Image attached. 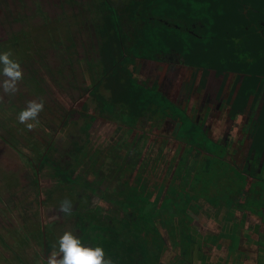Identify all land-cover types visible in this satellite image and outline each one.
I'll list each match as a JSON object with an SVG mask.
<instances>
[{
  "label": "rangeland",
  "instance_id": "374dc122",
  "mask_svg": "<svg viewBox=\"0 0 264 264\" xmlns=\"http://www.w3.org/2000/svg\"><path fill=\"white\" fill-rule=\"evenodd\" d=\"M208 1L196 0L195 12ZM155 3L0 0V53L11 50L24 72L14 95L0 88V264H45L63 233L79 237L82 226L113 264H142L149 218L131 221L132 208L121 185L113 184L114 191L103 178L114 156L121 160L142 133L150 136L151 146L142 149L131 182L138 175L147 190L155 183L164 186L157 203V191L150 202L157 209L150 220L158 241L157 264H264V78L259 92L234 116L231 108L242 83L236 73L189 63L176 53L154 54L159 48L154 44L143 47L142 56L134 34L144 26L146 14L178 15L170 17L177 24L182 21L178 18L188 17L178 0H160L157 12ZM117 9L124 13L121 21ZM208 21L209 28L214 22L215 30L221 28ZM152 27L156 29L149 36L157 44L160 29ZM120 35L123 47L116 44ZM128 77L144 84L145 96L135 98L142 92L137 86L126 90L130 83L124 86L122 80ZM40 99L45 103L40 126L30 131L17 117L28 101ZM148 104L159 112L143 109ZM163 113L178 115L174 121ZM184 117L203 129L206 137L196 143L212 150L217 164L224 161L229 176L240 178L234 167L246 175L239 185L228 180L239 189L229 193L231 206L213 204L207 194L201 195V186L199 191L191 188L193 176L204 170L210 156L177 137ZM188 173L185 192L192 199L184 225L193 245L185 259L180 217L161 215L160 206L168 185L175 182L182 188ZM207 197H215V191ZM65 200L72 205L67 214L60 208ZM151 209L149 205L145 213Z\"/></svg>",
  "mask_w": 264,
  "mask_h": 264
},
{
  "label": "trees",
  "instance_id": "16d2710c",
  "mask_svg": "<svg viewBox=\"0 0 264 264\" xmlns=\"http://www.w3.org/2000/svg\"><path fill=\"white\" fill-rule=\"evenodd\" d=\"M191 1H193L194 4H191ZM195 2L196 0H178L179 8L184 6L183 15H188L187 18H178L182 20L180 24L174 23V20L170 18L174 16L177 18L178 15L164 16L159 14L153 16L146 14L147 16L143 18L146 20L144 26L138 28V30L136 29L137 31L134 34L135 45L141 51L142 56L145 54L143 47L148 45L149 47L155 48L154 45H157L156 47L159 48H156L157 51L154 54L176 53L179 57L184 58L186 62L207 64L224 74L227 72H234L237 74L238 78L242 77V83L236 92L237 96L231 108V112H233L234 115L235 112L243 108L248 97L255 96L257 92H259L260 84L264 78V0H209L208 2L200 3V9L197 11L198 14L194 9L196 7ZM159 5L160 0H156V3L153 5L156 12L158 11ZM207 5H209V8H205ZM116 13L120 15L121 21L123 18L122 15H124L123 11L117 9ZM189 15H220L221 17H215L214 19H197L191 18ZM208 20L217 21L221 28L218 31L214 29L218 28V26H215L217 24L216 22L209 28L207 25V22H209ZM155 25L160 29L157 32L159 38L157 44L154 42L156 41L155 37L154 39L151 38L148 32L150 29H156L152 27ZM167 28L173 29L168 31ZM175 30L179 31V33L174 32ZM123 42V37L120 35L116 39V44L123 47ZM154 56L155 55H152L151 58H154ZM125 81L130 83V85L125 86ZM122 82L126 90H128L130 86H137L139 92L142 91L141 95H134L136 99H139L142 93L145 96L148 91L142 82H136L129 77L122 80ZM151 90L156 92L154 88ZM165 100L169 104H172L166 97ZM123 101L124 99H122L121 102ZM127 105L125 106L127 107ZM147 106L143 109L150 110L151 112H159V108H153L150 104ZM178 108L179 106L174 105V109L177 111L179 110L178 113H180L181 110ZM178 113L176 116L168 113H163V115L164 117L169 116L170 119L175 121ZM130 114L131 116L139 115V113ZM203 136H205V132L197 123L191 121L187 117L182 119L177 131V137L180 140L188 142V145L192 142L195 145V147L193 146L192 148L197 152L203 149L207 156H210L207 164H204L206 166L204 170L202 167V170L198 173L199 177H197L198 174L193 176V183H191L190 186L196 191L202 189V191H200L201 195H208L210 190H214L215 197L209 198L206 195L207 200L211 201L213 204L231 206L233 202L228 200L229 193L231 195L236 191L238 192L239 189L238 187L235 188V186L230 185L229 182L233 181L234 184L239 185L246 176L235 167L234 170L241 180L235 177L234 174H232V177L229 176V170L224 167L225 162L223 161L224 163L220 162L217 164L214 161L217 156H213L212 150L204 148L200 142L196 143L197 138L199 137L200 141ZM149 138L150 136L143 133L137 136L133 143L126 147L125 155L121 160H116V156H114L115 159H112L113 163L110 165L111 171H109V174L103 175V178L114 191L115 186H113V184L119 183L121 185L122 189L120 191H123L121 193L125 194L128 206L132 208L129 212L131 221H140L142 218H145V216L149 218V222L147 219L145 220L143 229L144 234L141 243L140 263L157 264V248L155 244L158 241L157 236L154 234L155 229L150 223V220L157 215V209L156 204L153 206L150 202L154 196V191H157L155 194V203H157V198L160 197L164 186L163 184L155 183L153 185V190H147L148 187L146 182L138 175L136 176V182L133 184L131 182V178L142 162V149L144 146H151V143L148 142ZM216 166L220 169L218 170ZM182 167L183 163L175 171L176 176H180ZM106 172L107 171H105V173ZM190 177L191 175L188 173L182 188L176 185L175 182L168 185V195L160 206L164 209L161 215H166L169 218L175 216L180 217V237L185 259L190 257L191 247L193 245L191 235L186 233L184 225V215L192 199V197L185 192ZM123 178H125L124 181H122ZM175 178L176 177H174L172 181H174ZM198 186L201 187L198 189ZM149 205L152 209L145 213V209ZM260 205H262L261 202ZM85 228L87 227H81L82 231L78 238H80L86 246L96 247L97 245L92 242Z\"/></svg>",
  "mask_w": 264,
  "mask_h": 264
},
{
  "label": "clouds",
  "instance_id": "9594fccd",
  "mask_svg": "<svg viewBox=\"0 0 264 264\" xmlns=\"http://www.w3.org/2000/svg\"><path fill=\"white\" fill-rule=\"evenodd\" d=\"M0 88L5 94L14 95L18 91V84L24 79L21 64L13 59L11 50L0 53ZM43 99L30 100L26 107L18 114V122L25 125L28 130L40 126L39 115L44 111ZM61 211L70 213V201H62ZM45 264H113L111 258L106 257L104 249L100 246H86L73 232L65 231L58 240V250L52 251Z\"/></svg>",
  "mask_w": 264,
  "mask_h": 264
},
{
  "label": "flooded vegetation",
  "instance_id": "af4514ba",
  "mask_svg": "<svg viewBox=\"0 0 264 264\" xmlns=\"http://www.w3.org/2000/svg\"><path fill=\"white\" fill-rule=\"evenodd\" d=\"M239 111H240V110H239ZM239 111H238V112H239ZM242 174H243V173H242ZM244 175H245V174H244ZM245 176H246V175H245Z\"/></svg>",
  "mask_w": 264,
  "mask_h": 264
}]
</instances>
